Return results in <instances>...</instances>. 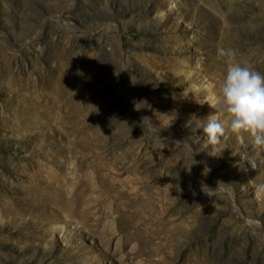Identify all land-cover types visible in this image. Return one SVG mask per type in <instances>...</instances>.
I'll list each match as a JSON object with an SVG mask.
<instances>
[{"label":"rangeland","instance_id":"obj_1","mask_svg":"<svg viewBox=\"0 0 264 264\" xmlns=\"http://www.w3.org/2000/svg\"><path fill=\"white\" fill-rule=\"evenodd\" d=\"M54 48L79 70L95 164L78 172L83 152L39 148L62 164L40 158L42 176L68 188L82 177L83 204L44 221L0 211V264H189L188 250L208 264H264V0H0V51L23 76L56 72ZM10 94L0 90V156L17 161L27 154L8 146ZM135 146L129 166L109 167ZM139 155L143 185L130 182ZM7 163L2 199L16 181Z\"/></svg>","mask_w":264,"mask_h":264},{"label":"bare ground","instance_id":"obj_2","mask_svg":"<svg viewBox=\"0 0 264 264\" xmlns=\"http://www.w3.org/2000/svg\"><path fill=\"white\" fill-rule=\"evenodd\" d=\"M107 40V38L103 39V41ZM16 57L15 53L6 50H3L0 55V90L4 93L11 92L2 104L10 114L5 112L1 114L8 120L3 125L9 130L12 129L6 136L8 141L10 142V139L17 141L10 142L8 146L27 155L17 161H14L9 153L0 156V160L8 161L5 166L16 172V181L7 179L9 186L4 191L7 194L6 199L1 198L3 189L0 188V211L12 213L13 219L18 218L19 215L24 218H27V215L31 217L41 211L38 214L41 221L50 214L70 215L83 204L82 177L78 176L80 180L72 184V188H68L65 187L67 182L58 173L51 177L42 176L40 158L62 164L57 160L58 153L53 151L52 146L39 148L58 143L74 155L83 152L76 165L78 172L95 164V155L85 152L86 148H95V122L92 121L89 108L84 103L83 92L78 89L81 80L79 70L71 65V59L63 55L62 50L54 48L51 58L56 61L57 71L53 72V69L49 74H42L38 81L32 75L23 76L14 62ZM39 66L40 64L35 63V67L40 69ZM7 107H12L19 114L15 115ZM247 116L249 125L254 126V123L255 125L259 123L248 113ZM245 141L249 143L250 138ZM97 143H100L99 140ZM135 157L136 146L125 154H112L109 158V167L111 169L125 168ZM139 159H142L141 155ZM132 166L135 177L130 182L143 185L145 179L141 168L146 169L145 161H134ZM2 179L6 182L5 178ZM105 179L104 175L98 176L101 184L105 183ZM154 181V177H151V182ZM158 188L161 192H165L163 202L168 205L176 195L174 182L168 179L164 184L160 183ZM102 190L110 192L107 187L102 186ZM159 206L166 212L175 211L172 206L164 207L162 203H159ZM175 229L180 232L178 235L191 232L187 228L176 227ZM187 259L189 264H208L209 262L205 254L194 250H188Z\"/></svg>","mask_w":264,"mask_h":264}]
</instances>
